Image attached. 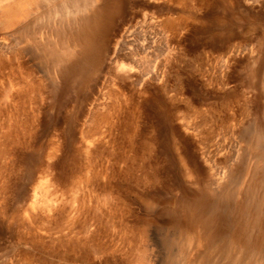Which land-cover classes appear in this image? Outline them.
<instances>
[{"label": "rangeland", "instance_id": "1", "mask_svg": "<svg viewBox=\"0 0 264 264\" xmlns=\"http://www.w3.org/2000/svg\"><path fill=\"white\" fill-rule=\"evenodd\" d=\"M106 1L0 0V264H264V0Z\"/></svg>", "mask_w": 264, "mask_h": 264}, {"label": "bare ground", "instance_id": "2", "mask_svg": "<svg viewBox=\"0 0 264 264\" xmlns=\"http://www.w3.org/2000/svg\"><path fill=\"white\" fill-rule=\"evenodd\" d=\"M49 1V0H48ZM63 1V0H62ZM62 1L60 0V2L59 3H61L60 5H62V4H64V3H62ZM76 0H68V1H66V3H67V5H68V3H70L69 5H70V8L71 7H73L74 8V6H75V4H77L76 2H75ZM78 1V3L80 2V3H82V0H77ZM92 0H90V5L92 4V2H91ZM104 1H106V0H104ZM155 1V0H154ZM158 1H160V0H158ZM168 1V0H167ZM37 2V1H36ZM85 3H87V1H84ZM107 2V1H106ZM164 2V1H163ZM59 3H58V7H59ZM99 3V2H98ZM88 4V3H87ZM174 4V3H173ZM42 5V4H41ZM53 5V10L55 11V13L56 14H60V13H63L62 11V7H61V12H58L59 11V8H56V9H58V10H55V6L57 7V5H55L54 3L52 4ZM55 5V6H54ZM65 5V4H64ZM67 5H65L64 6V8L66 7V11L67 12H69V14L70 13H72L71 11H73V13H74V11H77L78 13H79V9H80V11L83 9V8H80L79 7V5H78V8L76 9V6H75V9H73V10H71V11H69L70 10V8L67 6ZM74 5V6H73ZM82 5V4H81ZM143 5V4H142ZM175 5V4H174ZM83 6V5H82ZM101 7H102V4L100 5ZM148 6V5H147ZM49 7V6H48ZM52 7V6H51ZM67 7H68V9L69 10H67ZM99 7V6H98ZM100 7V8H101ZM36 8H37V5H36ZM63 8V9H64ZM87 8H88V5H87ZM86 8V9H87ZM46 11H50V8H47L46 7ZM94 9V8H93ZM98 9V8H97ZM102 9V8H101ZM158 9V8H157ZM64 10V11H65ZM95 10H96V8H95ZM49 11L46 13V12H44V11H41V12H43V13H41L40 12V15L39 14H36L37 16L39 15V16H43V14L44 13H46L47 15L48 14H52V16L51 17H53L54 15H56L53 11V13L52 12H50L49 13ZM83 11V10H82ZM81 11V12H82ZM94 11V10H93ZM97 11V10H96ZM158 11V10H157ZM58 12V13H57ZM66 12V13H67ZM103 12H104V16H105V11L103 10ZM30 13V12H29ZM65 13V12H64ZM76 13V12H75ZM96 13V12H95ZM100 13V12H99ZM28 14V13H27ZM68 14V13H67ZM91 14H92V12H91ZM102 14V13H101ZM170 14V13H169ZM176 14H178V13H176ZM45 15V14H44ZM82 15H84V14H82ZM144 15H147L146 13L144 14ZM149 15V14H148ZM151 15V14H150ZM182 15V14H181ZM28 16V15H27ZM34 17H35V22L31 19V18H29V19H31L34 23H36V22H40V19H42L41 21V23H43L44 22V20H43V18L41 17V18H39V16L37 17V19H38V21H37V19H36V16L35 15H33ZM50 15H48V17H49ZM59 15H57V17H58ZM60 16H61V14H60ZM59 16V17H60ZM74 16V15H73ZM92 16V15H91ZM104 16L102 15V17L104 18ZM29 17V16H28ZM44 17V16H43ZM45 17H47V16H45ZM44 17V18H45ZM47 17V18H48ZM50 17V18H51ZM61 17H63V16H61ZM144 17V16H143ZM142 17V18H143ZM147 17V16H146ZM146 17H144V19L146 18ZM153 18H154V16H152ZM182 17H183V15H182ZM182 17H180L179 16V14H178V16L176 15V16H174V15H172V14H170V15H168V12H167V15H165V17H163L162 18V20H159V23L160 24H163V27L165 28L164 30H166V35L167 36H169V37H171V38H173V37H175L177 34H178V31L180 30V27H181V24H180V22H179V20H181L180 18H182ZM150 18H151V16H150ZM149 17H148V19H150ZM153 18H151L150 19V22L151 21H157L158 19H160V18H158L157 20H153ZM26 19V18H25ZM28 19V20H29ZM91 19H92V17H91ZM189 19V18H188ZM27 20V21H28ZM30 20V21H31ZM47 20V19H46ZM50 20V19H49ZM58 20H60V19H58ZM79 20V19H78ZM147 20V19H146ZM185 20V19H184ZM31 21V23L30 24H33V22ZM101 21H102V18H101V16L99 15V14H96L95 15V29H94V31L96 30V29H98V27L96 28V26H100V23H101ZM148 21V20H147ZM147 21H145L144 23H146ZM149 22V21H148ZM147 22V23H148ZM149 22V23H150ZM27 23H29V22H27ZM144 23H141V24H143L144 25ZM149 23H148V25H149ZM93 24V23H92ZM156 24H158V23H156ZM150 25H151V23H150ZM152 25H155V24H152ZM156 26V25H155ZM160 26V25H159ZM137 27H140V25L139 26H137ZM152 27V26H151ZM162 27V28H163ZM149 28V27H148ZM135 29H137V28H135ZM135 29L133 30L132 28L130 29V28H128L127 27V29L126 30H123L122 31V33L121 34H119V36L117 37V39H116V42H115V44H114V46H113V49H112V57H113V65H114V69H116L115 71H117V73L120 75V81H122V82H124V85L125 84H127V83H125L126 81H131V82H138L139 81V79H140V76L141 75H139V74H136V70L137 69H135L136 68V63L137 62H140L141 61V59H142V61H143V59H145L146 60V57H149V56H151V55H149V54H151V52H153L154 50H153V48L152 47H154L153 46V44H154V42L157 40L154 36L156 35V33H155V35L153 36H150L149 34H144L145 36H140V37H142V39L141 40H137V39H135L134 38V36H135V34L137 33H140V35H142L141 34V32H143L144 31V28H143V31L141 30L140 31V29H142V28H140V29H137L136 31H135ZM150 29V28H149ZM153 29V28H152ZM103 30V29H102ZM97 31V30H96ZM148 31V30H147ZM150 31V30H149ZM92 32H93V30H92ZM107 32H108V26H106L105 27V33L107 34ZM145 33H146V31H145ZM148 33V32H147ZM154 33V32H153ZM106 34H103V35H106ZM136 34V35H137ZM94 35V34H93ZM92 35V33H90V35H85V38L83 39V44L81 45V48L79 49L80 50V52H83V51H88V45H91L90 44V39H91V37L93 36ZM134 35V36H133ZM96 37V36H95ZM139 37V38H140ZM101 38H103V37H101ZM154 38L156 39V40H154ZM92 41V40H91ZM93 43V42H92ZM95 43V42H94ZM104 43V42H103ZM156 43V42H155ZM79 45V44H78ZM93 47V46H92ZM74 49H72V50H70V51H68V49H67V52L66 53H73V52H71V51H73ZM91 50V49H90ZM153 50V51H152ZM153 54V53H152ZM53 56H54V54H52ZM53 56H52V59H53ZM67 56H68V54H67ZM66 56V57H67ZM152 57H154V56H152ZM157 57V56H156ZM56 59L58 58L57 56L55 57ZM63 59H65V58H63ZM156 60V59H155ZM157 61V60H156ZM80 63V62H79ZM153 63V62H152ZM156 63V62H155ZM159 63V62H158ZM157 63V64H158ZM140 67V66H139ZM117 74V75H118ZM116 75V76H117ZM113 77V76H112ZM114 79H115V77H114ZM112 80V79H111ZM129 81V82H130ZM141 81V80H140ZM139 81V82H140ZM116 82V81H115ZM119 83H121V82H119ZM123 84V83H122ZM134 84V83H133ZM111 100V99H110ZM113 100V99H112ZM185 122V121H184ZM187 124H189L188 122H187ZM189 126V125H188ZM257 133V132H256ZM252 136V135H251ZM264 136V135H263ZM251 138V137H250ZM252 139V138H251ZM250 139V140H251ZM250 140H248V141H250ZM256 143V142H255ZM250 144V143H249ZM204 153V152H203ZM256 154H258V153H256ZM206 155V154H205ZM249 155V154H248ZM238 157V156H237ZM237 159V158H236ZM203 160V159H202ZM230 160V159H229ZM206 161V160H205ZM247 164V163H246ZM247 166V165H246ZM223 168V167H222ZM228 168V167H227ZM242 170V169H241ZM228 172H229V170H227ZM224 172V171H223ZM226 172V171H225ZM244 172V171H243ZM217 176V175H216ZM241 176H243V175H241ZM220 177H222V175H220ZM214 178H216V177H214ZM217 178H218V176H217ZM216 178V180H219V178L217 179ZM221 179V178H220ZM211 180H212V178H211ZM214 180V179H213ZM212 180V181H213ZM216 180H214V182L216 181ZM220 181V180H219ZM222 181H224V180H222ZM210 183H212V182H210ZM220 183V182H219ZM216 185V184H215ZM211 186H213V185H211ZM217 186V185H216ZM41 187H42V191L43 192H41L40 191V193L39 194H41V196H38L37 198H36V200H35V202H34V205L36 206V207H39V206H41L40 208H44L43 210H45L46 212H49V213H51L50 211H51V209L52 208H55V207H57L58 206V204H59V202L58 201H60L61 199H58V196L56 195V193L55 192H52V190H50V186L48 185V183L47 182H45V183H42L41 184ZM219 188V187H218ZM189 191V190H188ZM217 191H218V189H217ZM192 194H193V192H192ZM194 194H196L197 195V193H195L194 192ZM187 195V194H186ZM36 197V196H35ZM209 201V200H208ZM61 202V201H60ZM66 202V201H65ZM206 202V201H205ZM64 203V202H63ZM56 205V206H55ZM210 205V204H209ZM34 206V208H36ZM55 206V207H54ZM204 206V205H203ZM64 207V206H63ZM214 207V206H213ZM209 208H211V207H209ZM211 209H213V208H211ZM53 210V209H52ZM64 210V209H63ZM59 212H61L62 213V211L60 210ZM211 212V211H210ZM224 212V211H223ZM44 213V212H43ZM53 213V212H52ZM58 213V212H57ZM56 213V214H57ZM54 214V213H53ZM60 214V213H59ZM179 214V213H178ZM45 215V214H44ZM52 215V214H51ZM62 215V214H61ZM198 215V214H197ZM207 215V214H206ZM53 216V215H52ZM52 216H50V217H52ZM56 215H54V217H55ZM173 216V215H172ZM49 216H47V218H48ZM60 217V216H59ZM156 217H158V216H156ZM205 217V216H204ZM155 218V217H154ZM207 219V218H206ZM228 221V220H227ZM175 222V221H174ZM217 224V223H216ZM215 224V225H216ZM180 228V227H179ZM62 230V229H61ZM220 238V237H219ZM218 240V239H217ZM212 247V246H211ZM213 248V247H212ZM215 248V247H214ZM207 254V253H206ZM227 254V253H226ZM141 256V258L143 259V257H142V255H140ZM226 257V256H225ZM139 258V257H138ZM240 258V257H239ZM234 259V258H233ZM237 259V258H236ZM138 261V260H137ZM197 261V260H196ZM212 262V261H211ZM233 263H234V260H233Z\"/></svg>", "mask_w": 264, "mask_h": 264}]
</instances>
